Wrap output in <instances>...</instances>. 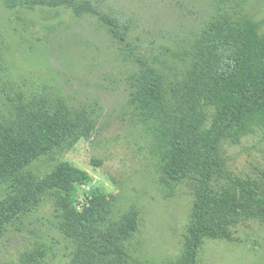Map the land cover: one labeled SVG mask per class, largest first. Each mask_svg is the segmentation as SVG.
<instances>
[{"label":"rangeland","instance_id":"obj_1","mask_svg":"<svg viewBox=\"0 0 264 264\" xmlns=\"http://www.w3.org/2000/svg\"><path fill=\"white\" fill-rule=\"evenodd\" d=\"M87 1L98 14L76 15L66 6L8 9L0 0V116L14 115L11 101L18 92L25 99L60 98L71 109L91 113L94 130L54 160L90 176L70 203L80 211L95 187L114 198V220L138 210L129 254L139 263H173L188 236L194 196L187 183L177 185L172 196L159 184L153 141L129 104L141 73L138 60L173 84L190 66L205 32L223 20L262 19L264 0ZM102 17L116 22L122 38ZM224 148L223 176L213 183L217 198H233L242 188L264 194V133ZM54 161L43 158L33 171L42 175ZM9 193L0 186V203ZM60 223L55 201L43 198L6 226L0 264H72L75 246ZM229 231V240H204L197 264H264V218L232 220Z\"/></svg>","mask_w":264,"mask_h":264},{"label":"trees","instance_id":"obj_2","mask_svg":"<svg viewBox=\"0 0 264 264\" xmlns=\"http://www.w3.org/2000/svg\"><path fill=\"white\" fill-rule=\"evenodd\" d=\"M8 9L66 6L76 15L98 14L90 1L3 0ZM102 19L122 38L116 22ZM264 17L223 20L197 42L190 66L175 83L141 59L129 104L141 117L159 159V184L166 195L187 183L194 196L188 236L179 258L169 264H197L205 239L229 240L230 222L263 219L264 194L240 189L219 199L213 183L223 176L224 146L239 145L256 131L264 133ZM14 115L0 116V186L10 193L0 203V238L7 225L43 198L55 201L61 229L75 246L72 264H147L133 258L126 244L137 230L139 212L130 209L114 220V198L91 187L86 205L76 210L69 197L90 176L58 152L88 137L95 124L91 113L69 108L57 98L28 97L11 101ZM54 161L42 175L34 164ZM95 164L99 163L95 161Z\"/></svg>","mask_w":264,"mask_h":264}]
</instances>
